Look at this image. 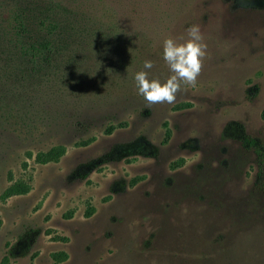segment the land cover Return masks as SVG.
<instances>
[{
  "label": "rangeland",
  "instance_id": "obj_1",
  "mask_svg": "<svg viewBox=\"0 0 264 264\" xmlns=\"http://www.w3.org/2000/svg\"><path fill=\"white\" fill-rule=\"evenodd\" d=\"M192 25L197 86L149 105L134 74L165 81L163 42ZM262 111L264 0H0V194L30 187L0 200V264H264V157L239 139L264 154Z\"/></svg>",
  "mask_w": 264,
  "mask_h": 264
},
{
  "label": "clouds",
  "instance_id": "obj_2",
  "mask_svg": "<svg viewBox=\"0 0 264 264\" xmlns=\"http://www.w3.org/2000/svg\"><path fill=\"white\" fill-rule=\"evenodd\" d=\"M208 54V45L199 25L187 29L185 37H168L163 42V60L171 75L165 81L152 78L150 73L155 68L154 61L146 59L142 70L134 74L138 95L149 105L174 104L183 86L196 87L204 61Z\"/></svg>",
  "mask_w": 264,
  "mask_h": 264
},
{
  "label": "trees",
  "instance_id": "obj_3",
  "mask_svg": "<svg viewBox=\"0 0 264 264\" xmlns=\"http://www.w3.org/2000/svg\"><path fill=\"white\" fill-rule=\"evenodd\" d=\"M13 21L15 24L13 40L16 42L21 55L34 58H44V53L48 49L47 42H29L24 41L26 39V25L21 15H14ZM39 25H43V22H39ZM47 28L49 31L55 28V25L48 22ZM260 117L264 119V111L261 112ZM242 147L251 150L259 161L263 160L264 154L258 147V144L241 134L239 137ZM65 153V148L62 145H55L43 152H36L33 156V161L39 165H45L49 163L57 162ZM29 157L30 155L27 154ZM30 187L28 183L22 180L12 181L0 194V200L4 201L10 197L21 196L29 191ZM1 224V222H0ZM52 264H60L66 260V254L64 252H56L50 254ZM2 264H5L3 261Z\"/></svg>",
  "mask_w": 264,
  "mask_h": 264
}]
</instances>
